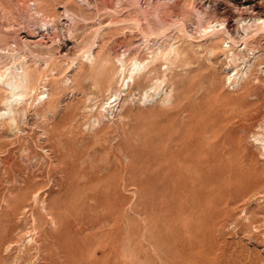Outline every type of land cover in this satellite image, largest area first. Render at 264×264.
Listing matches in <instances>:
<instances>
[{"label": "rangeland", "instance_id": "1", "mask_svg": "<svg viewBox=\"0 0 264 264\" xmlns=\"http://www.w3.org/2000/svg\"><path fill=\"white\" fill-rule=\"evenodd\" d=\"M7 82L0 264H264V0H0Z\"/></svg>", "mask_w": 264, "mask_h": 264}, {"label": "bare ground", "instance_id": "2", "mask_svg": "<svg viewBox=\"0 0 264 264\" xmlns=\"http://www.w3.org/2000/svg\"><path fill=\"white\" fill-rule=\"evenodd\" d=\"M246 3V2H245ZM253 3V2H252ZM95 58V57H94ZM120 58V57H119ZM119 61V60H118ZM117 62V61H116ZM118 63V62H117ZM147 64H148V62H146L145 63V61L144 62H142V63H137L136 61L134 62V63H132L129 67H128V75H127V77L126 78H124V79H126V85H127V87H129V85H130V83H133L134 82V77H135V75L137 74V72H138V68H137V71L135 70V68H136V66H139V69L141 68L140 67V65H142V68H144V67H147ZM102 66H103V64H101ZM149 66H151V65H149ZM125 66H124V63H123V61H120V70L121 71H125ZM112 70V69H111ZM120 71V72H121ZM153 72V71H152ZM101 73V72H100ZM109 73V72H108ZM111 73V72H110ZM121 74V73H120ZM147 74V73H146ZM93 75V74H92ZM111 77V76H110ZM23 78V77H22ZM90 78V77H89ZM24 81V80H23ZM19 85H20V82H19V84H13V83H10V82H7L6 83V86L8 87V89H9V92H10V94H11V96L10 97H8L5 101H4V108H3V110H1L0 111V115H5V114H10L12 111H13V109H12V102H13V99H14V91L19 87ZM123 85H124V83H123ZM120 91V90H119ZM121 93L119 92V94H117V93H115L114 95H110L111 97H110V99L111 98H116L118 95H120ZM146 92H145V94H144V98H146L147 96H146ZM118 98V97H117ZM107 103V102H106ZM250 115V114H249ZM259 118V117H258ZM262 118V117H261ZM260 118V119H261ZM255 119H256V116H255ZM243 120H245V118L243 119ZM247 120V119H246ZM258 121V120H257ZM260 121V120H259ZM249 122V121H248ZM257 123V122H256ZM250 124V123H249ZM249 126L250 125H248V128H249ZM184 162V161H183ZM190 172V171H189ZM163 173H166V172H163ZM167 175V174H166ZM186 177V176H185ZM199 180V179H198ZM197 182V181H196ZM250 182V181H249ZM248 182V183H249ZM121 184H122V182H121ZM198 186V185H197ZM112 192V191H111ZM101 193V192H100ZM114 193V192H113ZM157 194V193H156ZM31 196V195H30ZM83 198V197H82ZM83 200V199H82ZM114 201H115V198H114ZM87 204V203H86ZM84 205V204H83ZM112 205V204H111ZM32 207V206H31ZM44 207V206H43ZM175 207V206H174ZM86 208V207H85ZM153 208V207H152ZM87 209V208H86ZM24 211V210H23ZM115 211H116V209H115ZM30 213V212H29ZM44 213V212H43ZM11 214V213H10ZM21 215V214H20ZM117 216V215H116ZM40 217V216H39ZM98 217V216H97ZM101 218V217H100ZM110 218H112V217H110ZM117 218H118V216H117ZM160 218V217H159ZM50 219V218H49ZM114 220V219H113ZM6 221V220H5ZM73 221V220H72ZM101 221V220H100ZM95 222V221H94ZM6 223V222H5ZM65 223V222H64ZM7 224V223H6ZM63 224V223H62ZM78 224V223H77ZM174 224V223H173ZM11 225V224H10ZM90 225V224H89ZM100 225V224H99ZM59 226H60V224H59ZM65 226V225H64ZM3 228V227H2ZM112 228V227H111ZM70 229V228H69ZM62 230V229H61ZM116 230V229H115ZM159 230V229H158ZM72 231V230H71ZM85 231V230H84ZM99 231H101V230H99ZM91 231H89V233H90ZM12 233V232H11ZM81 233V232H80ZM88 233V234H89ZM135 233V232H134ZM110 235H111V233H110ZM7 236V235H6ZM83 237H85V236H83ZM131 237V236H130ZM134 237V236H133ZM168 238V237H167ZM182 238V237H181ZM112 239H113V237H112ZM149 239V238H148ZM129 240V239H128ZM152 240V239H151ZM50 241V240H49ZM100 241V240H99ZM115 241H116V239H115ZM147 241V240H146ZM52 242V241H51ZM98 242V241H97ZM99 243V242H98ZM114 243V242H113ZM174 243V242H173ZM54 245V244H53ZM157 245H158V242H157ZM74 246H75V244H74ZM137 246V245H136ZM135 246V247H136ZM78 248V247H77ZM151 248V247H150ZM180 248V247H179ZM94 249V248H93ZM55 250V249H54ZM157 250V249H156ZM164 250V249H163ZM152 251V250H151ZM57 252V251H56ZM114 253V252H113ZM165 253V252H164ZM172 253V252H171ZM174 253V252H173ZM172 253V254H173ZM176 253V252H175ZM187 253V252H186ZM190 253V252H189ZM157 254V253H156ZM168 254V253H167ZM90 255V254H89ZM165 255V254H164ZM185 255L186 254H183V257H185ZM189 255V254H188ZM166 256V255H165ZM170 256H171V254H170ZM191 256H192V254H191ZM174 257V256H173ZM163 258V257H162ZM177 258V257H176ZM186 258V257H185ZM196 258V257H195ZM60 259V258H59ZM165 259V258H164ZM167 259H168V257H167ZM187 259V258H186ZM192 260H193V258H191ZM189 260V259H188ZM197 260V259H196ZM97 262V261H96ZM166 262H167V260H166ZM169 264V263H168ZM199 264V263H198Z\"/></svg>", "mask_w": 264, "mask_h": 264}]
</instances>
